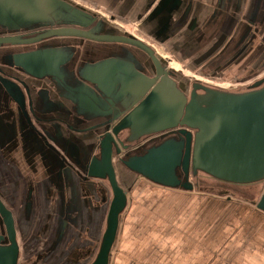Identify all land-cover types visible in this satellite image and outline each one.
I'll use <instances>...</instances> for the list:
<instances>
[{"label":"water","instance_id":"obj_1","mask_svg":"<svg viewBox=\"0 0 264 264\" xmlns=\"http://www.w3.org/2000/svg\"><path fill=\"white\" fill-rule=\"evenodd\" d=\"M255 2L239 21L228 12L242 2L216 0L204 24L242 32L230 60L254 67L224 88L72 0H0V264H110L131 191L118 165L188 193L191 176H251L262 190L249 200L264 213V0ZM194 6L161 0L142 29L160 43L174 26L195 32ZM151 20L163 22L159 36ZM25 240L39 250L20 261Z\"/></svg>","mask_w":264,"mask_h":264},{"label":"crops","instance_id":"obj_2","mask_svg":"<svg viewBox=\"0 0 264 264\" xmlns=\"http://www.w3.org/2000/svg\"><path fill=\"white\" fill-rule=\"evenodd\" d=\"M160 1L88 0L90 4H97L101 11L108 9L109 14L120 18L131 21L143 18L144 28L145 21L152 16ZM234 2H242V9L235 14L230 6L228 13L239 21L255 9V0ZM215 4L216 0H196L189 19L198 18L200 21L195 32H190L187 26L179 30L174 26L173 32L171 28V33L160 34L164 40L161 44L172 49L170 51L179 63H186V67L198 71L206 70L204 78H211L215 75L213 72L220 74L219 70L226 69L221 67V60H230L231 50L242 33L236 35L233 31L229 36L219 25L204 28L205 22L213 16ZM260 10L263 12L264 7ZM152 24L159 36L163 22L154 20ZM228 37L232 42L225 46ZM242 62L243 58L238 63ZM139 179L143 184L136 191L137 201L131 206L123 228H120L118 245L112 251L110 264H264V213L252 211L235 201L214 200L204 195L227 197L247 192L255 195L262 187L254 183L251 176H191L190 182L200 193H188ZM151 198L154 199L153 204H147ZM26 242H20V261L39 250L28 252ZM85 243H90V240L84 238L82 244Z\"/></svg>","mask_w":264,"mask_h":264},{"label":"rangeland","instance_id":"obj_3","mask_svg":"<svg viewBox=\"0 0 264 264\" xmlns=\"http://www.w3.org/2000/svg\"><path fill=\"white\" fill-rule=\"evenodd\" d=\"M74 2H76L77 4H80V5H83L84 7L90 9V10H94V11H98V12H101L103 13L104 16H107L109 19H113L111 16H110V10H104V11H101L99 8V6L96 4H90V2H88V0H72ZM113 21L115 22V24H117L118 26H120V28H122V30H125L131 34H133L134 36H137L138 38H141L143 40H146L149 42V40L144 37V36H148V34L144 31V29H142V23H143V18H140L139 20H136V21H131V20H127V19H124V18H120L119 16V19L117 20H114ZM151 43V42H149ZM156 49L157 51L164 57H167L168 59H170L174 66L177 68V69H180L182 70L187 76H190V77H194L196 76L198 79H205L203 77H205L204 75L200 74L201 71H198L196 69H190L186 66V63L184 64H181L179 63V59H176V55L173 54L170 49H167V48H160L158 45H156L155 43H151ZM172 50V49H171ZM253 66L250 65V64H247L245 65L244 63H241L240 65H235L234 67L230 68L228 71H226L223 75H221V77L217 80L219 81L218 83H214L212 82V78H207L206 77V81L210 82V83H213L215 85L218 84V86H221V87H224V88H230V87H236L238 85H244L246 82L249 81V79L246 77V75L248 74L247 72L250 71V69L252 68ZM254 69V67H253ZM244 71V72H243ZM262 71V70H261ZM243 72V73H242ZM264 73H262L263 75ZM244 78V79H243ZM247 78V79H246ZM117 172H118V175L120 177V179L122 180V182L126 185V187H129L131 188V191L129 192L128 194V198H129V203H128V207L122 217V222H121V226L120 228H123V225L126 221V218L129 214V211L131 209V206L133 204L136 203L137 199H136V191L138 190V188H140V186L143 184L141 182V180L138 178H136L134 175L133 176H129L126 172H124L123 169H121L120 166H117ZM126 173V174H125ZM196 193H200L198 191H194ZM192 192V193H194ZM204 193V192H202ZM199 195V194H198ZM204 195L206 196H210L211 199H220V200H227V201H235V202H238V203H241L243 205H245L246 207H249L252 211H257L258 209L256 208V206L254 204H252V201L253 200H249V199H252V198H258L257 195L258 193H255L254 194H248L247 193H243L241 195H237V196H233L231 194H229L227 197H216V196H211V195H208L206 193H204ZM153 201L154 199H150L149 201H147V204H150L152 205L153 204ZM122 230V229H121ZM120 230V231H121ZM119 237V236H118ZM119 239V238H118ZM118 239H117V242L115 244V249L118 245ZM114 251V250H113Z\"/></svg>","mask_w":264,"mask_h":264},{"label":"flooded vegetation","instance_id":"obj_4","mask_svg":"<svg viewBox=\"0 0 264 264\" xmlns=\"http://www.w3.org/2000/svg\"><path fill=\"white\" fill-rule=\"evenodd\" d=\"M110 16L114 19V20H117V19H119V16H117V15H113V14H110ZM144 37H146L148 40H149V42H153V43H155L156 45H158L161 49L162 48H167V46H165V45H162L161 43H159V42H157L155 39H153L151 36H144ZM232 42V38H227V42H226V45L225 46H229L230 45V43ZM226 48V47H225ZM163 50V49H162ZM231 56V55H230ZM240 56H243V51L240 53ZM241 59V58H240ZM240 59H238L237 61H233V59H231V60H221V67H223V68H232V67H234L236 64L238 65L239 63V61H240ZM220 65V64H219ZM215 75L213 76V77H211L212 79H214V80H212V82H214V83H218L219 81H217L220 77H221V75H223L224 73L222 72V73H220V74H218V72H213ZM205 80H206V78H205ZM219 84V83H218ZM217 84V85H218ZM118 166H120V165H118ZM121 167V166H120ZM121 169H123L124 170V172H126L129 176H133V175H131V173L130 172H128L126 169H124L123 167H121ZM125 173V174H126Z\"/></svg>","mask_w":264,"mask_h":264},{"label":"trees","instance_id":"obj_5","mask_svg":"<svg viewBox=\"0 0 264 264\" xmlns=\"http://www.w3.org/2000/svg\"><path fill=\"white\" fill-rule=\"evenodd\" d=\"M132 175V174H131Z\"/></svg>","mask_w":264,"mask_h":264}]
</instances>
